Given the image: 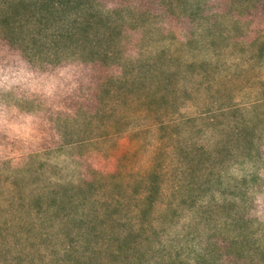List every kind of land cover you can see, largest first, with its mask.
<instances>
[{"label":"rangeland","instance_id":"obj_1","mask_svg":"<svg viewBox=\"0 0 264 264\" xmlns=\"http://www.w3.org/2000/svg\"><path fill=\"white\" fill-rule=\"evenodd\" d=\"M0 264H264V0H0Z\"/></svg>","mask_w":264,"mask_h":264}]
</instances>
